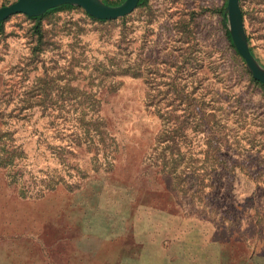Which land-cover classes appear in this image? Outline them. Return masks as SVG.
Returning <instances> with one entry per match:
<instances>
[{"label": "rangeland", "instance_id": "rangeland-1", "mask_svg": "<svg viewBox=\"0 0 264 264\" xmlns=\"http://www.w3.org/2000/svg\"><path fill=\"white\" fill-rule=\"evenodd\" d=\"M72 6L40 42L0 26V264H264V88L227 0ZM239 7L264 68V0Z\"/></svg>", "mask_w": 264, "mask_h": 264}, {"label": "water", "instance_id": "water-1", "mask_svg": "<svg viewBox=\"0 0 264 264\" xmlns=\"http://www.w3.org/2000/svg\"><path fill=\"white\" fill-rule=\"evenodd\" d=\"M139 0H125L121 5L109 6L101 0H16L0 7V21L11 15L23 13L27 16L40 15L48 9L71 4L82 7L89 15L98 19H116L132 13ZM228 27L232 42L245 61L252 77L264 84V68L253 57L243 28L239 0H227Z\"/></svg>", "mask_w": 264, "mask_h": 264}, {"label": "trees", "instance_id": "trees-1", "mask_svg": "<svg viewBox=\"0 0 264 264\" xmlns=\"http://www.w3.org/2000/svg\"><path fill=\"white\" fill-rule=\"evenodd\" d=\"M141 1H142V0H139L138 5L141 3ZM65 8H73V6H72V5H69V4H63V5H60V6H57V7L51 8V9H48L47 11H45V12H44L43 14H41V15H34V16L28 17L29 19H34V20H35V22H34V24H33V28L35 29V33H36L37 36H38V37H37V40H36L37 42H40L41 37H42V31H41V27H40V20H41V18H42L43 16H45L46 14L54 13V12H56V11H58V10H62V9H65ZM242 14H244V13H242ZM92 18H93V17H92ZM2 22H3V21L0 22V26L2 25ZM226 34H227V38H228V41H229L230 46L235 50V52L237 53V55L240 56V55L238 54V52H237V50H236L234 44L232 43V40H231V38H230L229 33L226 32ZM250 51H251V53L253 52L251 47H250ZM252 81H253L255 84L260 85L261 87L264 88V84H263V83H261V82L255 80V79H253V78H252Z\"/></svg>", "mask_w": 264, "mask_h": 264}]
</instances>
